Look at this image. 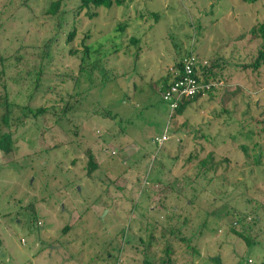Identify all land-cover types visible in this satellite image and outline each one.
I'll return each instance as SVG.
<instances>
[{"label":"rangeland","instance_id":"rangeland-1","mask_svg":"<svg viewBox=\"0 0 264 264\" xmlns=\"http://www.w3.org/2000/svg\"><path fill=\"white\" fill-rule=\"evenodd\" d=\"M50 1L0 0V57L22 52L28 67L39 59L19 45L52 34ZM92 9L91 19L86 7L64 18L63 33L75 19V36L59 37L28 99L34 76L12 75L0 58V134L13 139L11 152L0 150V264H140L146 253L164 264L172 235L165 264H264V78L232 65L257 55L263 39L252 29L264 22V0H122ZM84 44L107 54L112 78L84 73L75 86L60 74L78 75L68 49L81 54ZM191 46L232 64L216 68L223 85L190 101L172 125L160 88ZM67 100L73 106L63 112ZM87 149L97 161L90 173ZM231 224L258 232L257 242L245 244Z\"/></svg>","mask_w":264,"mask_h":264},{"label":"trees","instance_id":"trees-1","mask_svg":"<svg viewBox=\"0 0 264 264\" xmlns=\"http://www.w3.org/2000/svg\"><path fill=\"white\" fill-rule=\"evenodd\" d=\"M60 1L61 0H51L49 3V6L46 9L47 14L51 15L49 18H55V25L52 29H50V31H52V34L48 37H46L40 44H36L32 45L31 43H21L19 45V48H23L25 52H28L31 54H34L35 58H38V60H35V62L30 66H25L24 63H21L23 61V56L24 54L22 52L19 53H11L7 56L0 57L1 58V65H5V61H7L6 65H8L10 68V70L14 69V72L11 73L12 75H19V73H23L25 75H33V82H34V86L31 89L30 94L27 96V99L32 95V93L37 89V85L39 83V79L40 76L43 72H45L46 70H48L46 67L49 66V64L53 61V46L56 47L57 41H59V37L61 35H65L64 37H66V41H70L74 36H75V32L77 31V24L75 22V19L73 21V25L65 32L63 33V24H64V18L73 11L74 16L72 17H76L78 16V14L81 12V10L83 8H88V10L86 11V14L88 15V19L93 18L94 16L97 15V11L90 10L91 7H108L110 8L113 4H120L122 3V0H77V3H75V7L73 9H69L66 10L65 9H60L59 5H60ZM66 14V15H65ZM65 15V16H64ZM130 16V15H129ZM156 16V15H154ZM157 17V16H156ZM125 20V18H124ZM128 22L129 19H126L125 23H121L119 25L120 29L124 30L125 27L128 26ZM54 23V22H53ZM255 31H257V33L261 36V38L263 39L262 44L258 47L257 50V55L256 57L248 62H235V64H232L229 62L224 63L223 65L216 61V59H209V58H205L203 57L197 50H195L192 46L191 48L187 49L185 54L182 55V57L179 60L174 61L172 67L169 68V70L167 71L168 76L165 78H163V82L164 85L161 86L160 91H161V97H162V92L169 87V85H171L177 78L178 75L177 72H180L181 67H182V61L183 58L187 55H195L197 58L199 59H205L206 60V64H201L199 65V71L201 74V79L202 82H210L211 85L210 87L204 92V93H199L194 97H189V98H185L183 100H181L178 104V106L176 107V109H174L172 112L169 111V115H168V122L171 121V124L173 125V123L176 121L177 117L179 114H181L185 108V106L192 100L197 99L199 96H202L206 93H209L211 91H214L215 89L220 88L223 85V81L219 78V76H216V74L218 73V69H220L221 71L223 70L224 66L225 67H229L231 64L235 65L236 67H241L244 70L250 71L252 73L254 72H258L261 71L262 77L264 78V22H261L258 27H255L252 29V32L254 33ZM241 37V36H239ZM129 40L134 43L137 42V38L134 35L129 37ZM28 46H35L34 49L32 51L28 50ZM111 46V45H110ZM110 48V47H108ZM117 48H112L110 49V51L108 50V54H113L114 52H116ZM68 54H69V58L72 59H76L78 61L77 65H78V75H74V73L72 72H63L60 74H63V76L65 75V78L69 77L68 79L74 77L75 79V83L74 85L77 86L78 84V80L77 77L81 74L87 73L90 74V76L95 75L98 79L99 75L103 78V80L107 79V78H112V76H110L109 74L111 73V68H107L104 67V58L107 59V54L105 55V52H101V48H95L92 49V47L89 44H84L83 45V49L81 51V54H78V50L76 51L75 49H73V47H70L68 49ZM70 56H74V57H70ZM11 58V59H9ZM175 58V56H174ZM3 59V60H2ZM64 65L63 61L61 62ZM223 67V68H222ZM4 71V70H3ZM94 71L99 72V74L96 75V73ZM61 72V71H59ZM95 73V74H94ZM71 74V75H70ZM74 75V76H73ZM110 76V77H109ZM79 79V78H78ZM89 81H94V80H90L88 78ZM107 81V80H105ZM89 85L84 88V89H89L91 87L90 82H88ZM92 83V82H91ZM214 85H217V88L214 87ZM95 86V85H93ZM6 96V95H5ZM74 96H76V93L74 94H70V99L73 98ZM8 102V101H6ZM73 106V103H69V100L66 101V104L62 107V111L66 112L70 107ZM45 111L44 108L40 107L38 108L33 114L36 116L39 113H43ZM109 116L114 117V115H112L109 112ZM13 139H12V135L10 132H4L0 134V150L4 153H9L12 151L13 147ZM87 155H88V161H87V171L88 173L92 172L93 170H95L97 168V161L94 159V155L92 153V151L90 149H87ZM257 157H259L258 153L255 154V159H257ZM203 162V161H202ZM205 162V161H204ZM255 163H259V162H255ZM212 164L209 165L208 168H211ZM32 208V213L33 218H36V213L35 210L33 208V206L31 205ZM186 216V215H185ZM185 216H183L182 218L185 220ZM247 216V215H244ZM253 216V221L256 222L257 220H260L256 214L251 215ZM237 222L241 221L240 219L236 220ZM37 225L40 224V221H36ZM232 225V224H231ZM249 228V227H248ZM248 228L244 227V228H240L237 229L234 227V224L232 226H230V232L233 233L234 235H236L238 238L242 239L245 244L250 245L253 244L255 242H257V240L255 239L256 236H258V232H254L255 235H253L252 231L248 230ZM171 235V234H170ZM171 238H174V236L172 235ZM171 238H169L166 242V248H165V252L167 255V258H163L162 261L164 262V264L168 261H170V252L172 250L171 245ZM153 236L150 234L149 236V242L152 241ZM180 240H184L182 237L180 238ZM188 248H192L188 243L186 244ZM119 252V251H118ZM147 254V253H146ZM143 257L142 261L140 262V264H157V257L154 255H146ZM1 263V262H0Z\"/></svg>","mask_w":264,"mask_h":264},{"label":"built area","instance_id":"built-area-1","mask_svg":"<svg viewBox=\"0 0 264 264\" xmlns=\"http://www.w3.org/2000/svg\"><path fill=\"white\" fill-rule=\"evenodd\" d=\"M206 64V60L199 59L195 55H187L183 58L178 78L162 92V99L167 102L170 112L185 98L194 97L204 93L211 85L210 82H202L199 65ZM166 138L164 133L158 137L162 142Z\"/></svg>","mask_w":264,"mask_h":264},{"label":"crops","instance_id":"crops-1","mask_svg":"<svg viewBox=\"0 0 264 264\" xmlns=\"http://www.w3.org/2000/svg\"><path fill=\"white\" fill-rule=\"evenodd\" d=\"M23 241V240H22ZM55 242V241H54ZM52 248H56L57 246L55 244L51 245ZM3 259L0 257V261H2ZM25 264H29L28 262H25Z\"/></svg>","mask_w":264,"mask_h":264},{"label":"water","instance_id":"water-1","mask_svg":"<svg viewBox=\"0 0 264 264\" xmlns=\"http://www.w3.org/2000/svg\"><path fill=\"white\" fill-rule=\"evenodd\" d=\"M215 259H217L218 257H214Z\"/></svg>","mask_w":264,"mask_h":264}]
</instances>
